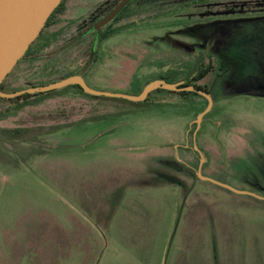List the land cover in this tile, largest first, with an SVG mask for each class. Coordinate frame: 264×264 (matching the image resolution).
Segmentation results:
<instances>
[{
	"label": "rangeland",
	"instance_id": "obj_1",
	"mask_svg": "<svg viewBox=\"0 0 264 264\" xmlns=\"http://www.w3.org/2000/svg\"><path fill=\"white\" fill-rule=\"evenodd\" d=\"M111 1L62 0L0 89L81 73L134 95L188 78L211 106L197 126L207 99L192 89L0 96V264H264V199L198 176L193 147L202 174L264 194V84L251 82L264 0ZM208 21V41L227 39L250 79L226 84L218 54L198 46Z\"/></svg>",
	"mask_w": 264,
	"mask_h": 264
},
{
	"label": "water",
	"instance_id": "obj_2",
	"mask_svg": "<svg viewBox=\"0 0 264 264\" xmlns=\"http://www.w3.org/2000/svg\"><path fill=\"white\" fill-rule=\"evenodd\" d=\"M60 2L61 0H0V83L6 74L12 69L16 61L24 54L29 44L36 38L41 28L44 26L48 16ZM70 83L79 84L85 91L90 93L118 95L131 99L144 98L148 91L155 87H165L174 90H195L207 99L206 107L199 112L197 118L195 119L197 126L203 113L209 109L212 103L210 92L202 88H196L192 83L180 85V81L170 83L165 79H157L149 82L139 94L132 95L92 88L85 82L81 73L63 77L43 86H32L11 92H5L0 89V96L11 97L22 93H33L61 87ZM193 147L198 151L200 156L199 164L196 170V174L198 176L204 179L212 180L215 183L228 187L236 192L249 193L258 198L264 199V195L245 189L235 188L226 182H222L208 175L202 174L200 169L203 156L200 149L195 144L194 139Z\"/></svg>",
	"mask_w": 264,
	"mask_h": 264
},
{
	"label": "flooded vegetation",
	"instance_id": "obj_3",
	"mask_svg": "<svg viewBox=\"0 0 264 264\" xmlns=\"http://www.w3.org/2000/svg\"><path fill=\"white\" fill-rule=\"evenodd\" d=\"M107 1L110 2V0H107ZM114 2L115 1L113 0L112 3H114ZM121 2L123 4L125 2V0H118V2L116 4H114L113 6H111V10L113 8H115L116 6H118V4H120ZM242 8H244V7H242ZM250 15H252V14H250ZM253 16H254V14H253ZM214 23H215L214 21H208V22H205V24H203V26L201 28L202 29V37H201L202 38V41L198 43V46L206 47V45H209L208 48H206V50L207 51H209V50L215 51L218 54L219 59H220L219 52H221L222 50H227V51L228 50H230V51L233 50V51H235L244 60L243 69L241 70L240 73L237 74L235 71H233L230 68L227 71L223 72L222 75H220V76H223L226 84L231 85V86H234V85H237V84L241 83L242 82V79H244L246 77L248 79H250V76H245V77L243 76L244 69H245V63H246V60H245L244 55L241 54V53H239L238 50H234L232 47H229L230 44L227 42V39L226 40H222L219 37V36H221V34L218 33V35L215 34L218 37L215 39V42H214L213 45L208 41L209 40V37L208 36H209V33H210V32L208 33V30H209V28H214V29L216 28V27H213L214 26ZM212 32H213V30H211V33ZM96 35L98 37V34L97 33H96ZM202 76H200V77H202ZM255 76H257L258 78L257 79H254V72H253L251 74V77H252L251 82L254 84V80H255L257 83H260V84L263 85L264 84V72L260 73L259 75H255ZM192 84H195V83H192ZM202 89H203V87H202ZM205 90L208 91L207 89H205ZM257 186H258L257 187V190H260L263 187L262 184H257ZM261 195H264V194H261Z\"/></svg>",
	"mask_w": 264,
	"mask_h": 264
},
{
	"label": "trees",
	"instance_id": "obj_4",
	"mask_svg": "<svg viewBox=\"0 0 264 264\" xmlns=\"http://www.w3.org/2000/svg\"><path fill=\"white\" fill-rule=\"evenodd\" d=\"M61 2H62V0H61ZM61 2L50 13V15L48 16L45 24L49 21V19H50L51 15L53 14V12L60 7ZM219 56H220V61H221L220 63L223 66L224 72L231 68L233 71H235L238 74L243 69L244 60L235 51H233V50H231V51L230 50H228V51L227 50H222L221 52H219ZM206 71H207V68H202V70L198 73V77L204 75V73ZM189 83H192L191 80L186 78L181 84L182 85H186V84H189ZM193 85L196 88H202L198 84H193ZM203 89L205 90V88H203Z\"/></svg>",
	"mask_w": 264,
	"mask_h": 264
},
{
	"label": "crops",
	"instance_id": "obj_5",
	"mask_svg": "<svg viewBox=\"0 0 264 264\" xmlns=\"http://www.w3.org/2000/svg\"><path fill=\"white\" fill-rule=\"evenodd\" d=\"M224 187V186H223Z\"/></svg>",
	"mask_w": 264,
	"mask_h": 264
}]
</instances>
